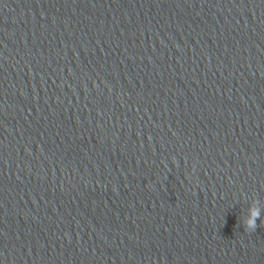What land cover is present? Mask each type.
<instances>
[{
	"label": "water",
	"instance_id": "95a60500",
	"mask_svg": "<svg viewBox=\"0 0 264 264\" xmlns=\"http://www.w3.org/2000/svg\"><path fill=\"white\" fill-rule=\"evenodd\" d=\"M0 264H264V108L0 215Z\"/></svg>",
	"mask_w": 264,
	"mask_h": 264
},
{
	"label": "clouds",
	"instance_id": "9594fccd",
	"mask_svg": "<svg viewBox=\"0 0 264 264\" xmlns=\"http://www.w3.org/2000/svg\"><path fill=\"white\" fill-rule=\"evenodd\" d=\"M258 205V201L253 202ZM261 217V208L259 206L250 205L247 216L242 220L245 231H255L257 228V219Z\"/></svg>",
	"mask_w": 264,
	"mask_h": 264
}]
</instances>
